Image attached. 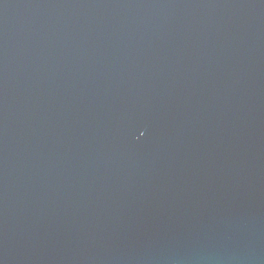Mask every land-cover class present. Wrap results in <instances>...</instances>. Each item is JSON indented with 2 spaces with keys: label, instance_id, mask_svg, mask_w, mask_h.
I'll use <instances>...</instances> for the list:
<instances>
[{
  "label": "water",
  "instance_id": "95a60500",
  "mask_svg": "<svg viewBox=\"0 0 264 264\" xmlns=\"http://www.w3.org/2000/svg\"><path fill=\"white\" fill-rule=\"evenodd\" d=\"M0 264H264V0H0Z\"/></svg>",
  "mask_w": 264,
  "mask_h": 264
}]
</instances>
